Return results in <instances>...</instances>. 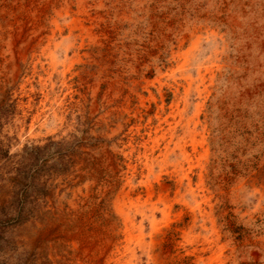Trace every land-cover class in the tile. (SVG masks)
<instances>
[{"label": "rangeland", "instance_id": "obj_1", "mask_svg": "<svg viewBox=\"0 0 264 264\" xmlns=\"http://www.w3.org/2000/svg\"><path fill=\"white\" fill-rule=\"evenodd\" d=\"M0 5V264H264V0Z\"/></svg>", "mask_w": 264, "mask_h": 264}, {"label": "bare ground", "instance_id": "obj_2", "mask_svg": "<svg viewBox=\"0 0 264 264\" xmlns=\"http://www.w3.org/2000/svg\"><path fill=\"white\" fill-rule=\"evenodd\" d=\"M0 7H1V5H0ZM0 12L2 13V10H0ZM32 22H33V20H32ZM52 22H53V28L50 30L51 35H52V36H50V38H52L55 35V31H57L59 29L58 23H55L56 22L55 20H53ZM19 26H21V25H19ZM21 27H18L17 29H15V32L13 31L14 33H10L3 42V45L6 47V49L8 51H11L12 48H14L15 44L17 43L16 40L20 39V49H17V50H19V53H20V55L18 57L20 60L16 61L14 56L10 57V58H4L3 65L1 66V69L3 70L2 72L10 71L12 73V76H14V77H17V75L20 73L22 65L26 64V57L29 54L30 44L32 43V40L33 39L34 40H36V39L42 40V37H39V34L42 31H44L43 28L36 29V31H35L29 25H26V24H25V27H30V28H27L28 30L24 31L21 29ZM2 29H3V27L0 24V30H2ZM31 33H34V34L31 35ZM1 36H2V34H1ZM48 46L49 45H47V47ZM34 48H36V47H34ZM52 58H53V55L51 56V59ZM51 63L53 65L55 63V59L54 60L52 59ZM22 70H23V68H22ZM127 233H128L127 234L128 237H132L129 231ZM94 234L96 235V237H94ZM76 236H79V235H76ZM109 236L110 237L108 238L107 233L102 234V233H97L96 231L94 233H92V232L88 233V231L83 232V236H81V238L78 237V240H80L79 243L76 244L77 241L76 242L74 241L75 243L74 244L72 243L73 244L72 246H70L68 248L64 247L65 249L61 251V253L59 255L60 263L61 264H112L111 262H112L113 258H111L110 255L113 253V251H112L113 248L116 247L115 246V240L116 239L114 240V237L111 234ZM64 243H66V242H64ZM126 244H128V243H126ZM137 244H139L140 246L144 245V243L142 241H139V239L137 240ZM124 249L129 250V246H125ZM133 249H134V247H133ZM133 249H130L129 257H125V259L124 258L122 259L119 257L117 259L115 258V259H113V262H114L113 264H137L134 260L135 259V251Z\"/></svg>", "mask_w": 264, "mask_h": 264}]
</instances>
